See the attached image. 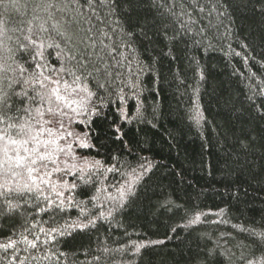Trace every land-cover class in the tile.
Instances as JSON below:
<instances>
[{"label":"snow or ice","instance_id":"obj_1","mask_svg":"<svg viewBox=\"0 0 264 264\" xmlns=\"http://www.w3.org/2000/svg\"><path fill=\"white\" fill-rule=\"evenodd\" d=\"M247 13L264 20V0H0V264H52L65 255L69 238L139 209L151 162L126 176L128 165L118 156H96L107 142L124 143V126L132 123L127 100L138 95L141 74L162 70L165 61L170 67L181 45L214 51L225 40L229 55L264 68V52L257 57L248 40L239 50L232 47L236 21ZM197 74L199 85L205 75L199 67ZM246 78L253 83L244 101L228 113L233 124L255 125L239 129V136L233 129L245 151L264 139V74ZM193 103L192 119L200 126L204 116L198 100ZM109 159L116 163L108 165ZM237 163L225 153L226 169ZM110 175L123 182L113 184ZM178 207L170 199L157 204L161 212ZM204 215H192L184 227L207 223ZM234 227L247 240L241 249L256 246L251 257L242 251L241 264H264V221L259 231ZM171 232L167 240L183 245L181 233ZM164 243L98 246L102 255L93 260L110 264L107 255L115 251L139 264L147 250ZM222 254L205 248L190 264H215Z\"/></svg>","mask_w":264,"mask_h":264},{"label":"trees","instance_id":"obj_2","mask_svg":"<svg viewBox=\"0 0 264 264\" xmlns=\"http://www.w3.org/2000/svg\"><path fill=\"white\" fill-rule=\"evenodd\" d=\"M234 34L233 48L239 50V42L248 40L257 57L264 52V20L258 15L247 13L245 18L237 19ZM228 43L220 41L214 51L185 50L181 45L177 50L180 58L170 67L165 61L162 70H145L141 74L139 87L134 90L138 95L129 92L132 98L127 100L132 123L124 126V143L107 142L96 159L118 156L122 164L128 165L124 168L126 176L139 164L150 161L152 180L147 193L139 189L142 194L137 211L118 213L110 225L103 223L95 230L69 238L62 247L65 255L52 264H97L93 254L102 255L98 246L116 249L131 241L158 240L165 243L147 250L139 264H190L192 257L205 248L223 253L215 264H241L242 251L251 257L256 246L241 249L239 245L247 240L234 225L259 231L264 221V139L257 137L247 151L243 150L234 139L233 129L239 136V129L255 125L251 121L233 124L228 113L244 101L247 86L253 83L246 77L254 73L259 78L264 68L229 55ZM154 47L159 51L161 45ZM198 67L205 75L199 85ZM197 87L198 94L194 91ZM194 100H198L204 116L200 126L192 119ZM228 152L238 161L230 171L224 164ZM114 163L107 161L108 165ZM110 179L113 184L123 182L119 175H110ZM164 199L179 207L161 212L157 204ZM200 213L205 214L201 219L207 223L184 227L188 218ZM77 214L73 212V216ZM172 228L181 233L183 245L177 247L167 240L165 233L173 235ZM107 260L110 264H130L133 258L114 251L108 253Z\"/></svg>","mask_w":264,"mask_h":264}]
</instances>
